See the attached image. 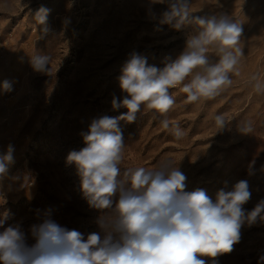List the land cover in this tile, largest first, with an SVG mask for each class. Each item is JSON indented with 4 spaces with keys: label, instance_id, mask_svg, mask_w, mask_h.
<instances>
[{
    "label": "rangeland",
    "instance_id": "374dc122",
    "mask_svg": "<svg viewBox=\"0 0 264 264\" xmlns=\"http://www.w3.org/2000/svg\"><path fill=\"white\" fill-rule=\"evenodd\" d=\"M41 6L49 10L50 31L43 36L44 25L35 20ZM166 7L151 0H0V155L8 145L14 148L0 175V216L9 213L0 232L18 226L32 245V226L50 209L56 223L85 238L106 235L97 223L101 211L88 205L76 166L66 158L85 147L81 133L93 119L127 112L113 110L111 101L125 95L119 77L131 53L163 67L195 34V25H161ZM191 8L193 15L223 13L240 24L239 75L231 73L232 85L219 95L194 103L179 87L170 89L175 103L167 118L183 130L179 140L161 127L163 117L143 106L134 122L121 120V170L170 162L186 176L185 191L203 189L213 200L220 189L245 180L251 198L243 208L251 211L264 199V94L252 86L254 76L264 80V0H191ZM37 53L51 56L50 72L33 70L30 59ZM4 81L12 91L3 90ZM217 115L226 120L221 129ZM261 255L264 222L258 220L242 226L231 252L201 258L207 264H258Z\"/></svg>",
    "mask_w": 264,
    "mask_h": 264
},
{
    "label": "clouds",
    "instance_id": "9594fccd",
    "mask_svg": "<svg viewBox=\"0 0 264 264\" xmlns=\"http://www.w3.org/2000/svg\"><path fill=\"white\" fill-rule=\"evenodd\" d=\"M166 4L159 16L161 25L179 30L195 25V34L186 40L184 50L173 60L166 58L163 67L148 65L147 58L133 52L121 68L119 86L122 99L113 95V110L126 108L118 117L104 115L93 119L81 136L85 147L70 151L66 162L75 164L80 190L88 205L101 211L97 223L106 235L84 234L68 230L43 213V222L32 226L35 243L28 245L19 227L9 226L0 232V264H207L201 257H217L231 252L241 238V228L264 222V199L253 210L243 208L251 198L247 181L240 180L231 190L220 189L215 200L203 189L185 191L186 176L170 162L158 167L125 168L121 120L134 122L143 109L158 114L160 125L177 139L184 136L178 124H171L167 113L175 100L170 89L179 87L186 102L211 99L233 83L231 73L239 75L237 65L243 55L242 28L226 14L193 15L191 0H151ZM48 9L41 6L35 20L46 26ZM153 19L156 14L151 13ZM210 54L217 59L213 61ZM51 56L34 54V71L50 72ZM253 90L264 94V80L252 77ZM5 92L12 91L9 81ZM223 128V115L215 117ZM242 131V130H241ZM10 144L0 155V175L13 161ZM109 210V211H105ZM9 213L0 216L3 227ZM211 264H218L213 259ZM264 264V255L258 259Z\"/></svg>",
    "mask_w": 264,
    "mask_h": 264
}]
</instances>
